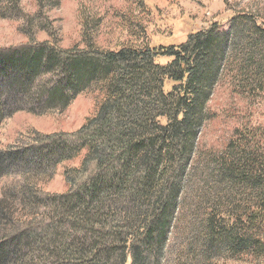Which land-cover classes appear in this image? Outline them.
I'll return each mask as SVG.
<instances>
[{"label":"trees","instance_id":"trees-1","mask_svg":"<svg viewBox=\"0 0 264 264\" xmlns=\"http://www.w3.org/2000/svg\"><path fill=\"white\" fill-rule=\"evenodd\" d=\"M245 19L241 30L235 17L229 33L215 23L167 47L0 48V122L5 93L29 86L40 69L69 72L42 84L46 101H64L66 88L95 76L106 77L108 92L79 130L27 147L31 165L88 154L66 173V193L30 194L56 216L1 234L0 264L21 256L35 264L42 253L58 264H264V124L242 123L222 148H198L221 81L244 98L264 96V25ZM10 223L2 195L0 231Z\"/></svg>","mask_w":264,"mask_h":264},{"label":"rangeland","instance_id":"rangeland-1","mask_svg":"<svg viewBox=\"0 0 264 264\" xmlns=\"http://www.w3.org/2000/svg\"><path fill=\"white\" fill-rule=\"evenodd\" d=\"M235 17V27L246 26L245 17L264 25V0H0V48L31 41L78 50L167 47L179 45L191 33L215 23L220 24L222 32L229 33ZM159 62L165 64L168 58H160ZM59 72L40 69L29 86L5 93L7 108L0 122V196H6L11 223L3 227L0 235L42 214L56 216L47 201L34 202L28 197L38 191L49 195L66 193V173L80 168L88 154L85 149L69 159L65 156L44 165H31V157H25L27 147L43 142V135L79 130L107 99L103 75L75 89L66 88L64 101H46L48 88L43 91L42 84L55 85L69 77L68 71L67 77ZM209 108L217 116L202 129L200 151L222 148L233 129L242 123L264 124V96H239L226 80L216 87ZM17 152L25 154L24 159L19 160ZM21 259L22 256L11 264H23L18 263ZM41 263L58 264V260L48 253L37 254L35 264Z\"/></svg>","mask_w":264,"mask_h":264}]
</instances>
